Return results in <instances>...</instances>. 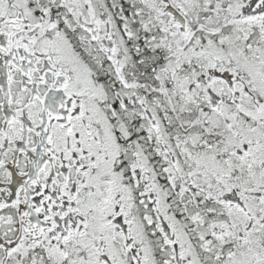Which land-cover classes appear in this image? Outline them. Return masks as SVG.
<instances>
[{"label": "snow or ice", "instance_id": "1", "mask_svg": "<svg viewBox=\"0 0 264 264\" xmlns=\"http://www.w3.org/2000/svg\"><path fill=\"white\" fill-rule=\"evenodd\" d=\"M0 264H264V0H0Z\"/></svg>", "mask_w": 264, "mask_h": 264}]
</instances>
